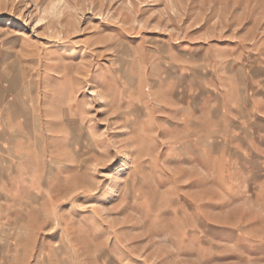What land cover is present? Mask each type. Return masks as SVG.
<instances>
[{"label":"rangeland","instance_id":"1","mask_svg":"<svg viewBox=\"0 0 264 264\" xmlns=\"http://www.w3.org/2000/svg\"><path fill=\"white\" fill-rule=\"evenodd\" d=\"M0 264H264V0H0Z\"/></svg>","mask_w":264,"mask_h":264}]
</instances>
